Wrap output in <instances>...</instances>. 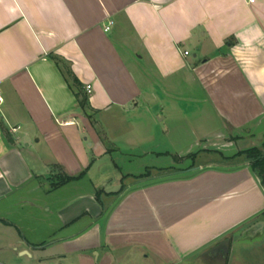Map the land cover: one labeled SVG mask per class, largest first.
Wrapping results in <instances>:
<instances>
[{"label": "crops", "instance_id": "0c3cea01", "mask_svg": "<svg viewBox=\"0 0 264 264\" xmlns=\"http://www.w3.org/2000/svg\"><path fill=\"white\" fill-rule=\"evenodd\" d=\"M0 98V264H228L264 211L248 163L121 193L118 165L264 125V0H0Z\"/></svg>", "mask_w": 264, "mask_h": 264}, {"label": "rangeland", "instance_id": "374dc122", "mask_svg": "<svg viewBox=\"0 0 264 264\" xmlns=\"http://www.w3.org/2000/svg\"><path fill=\"white\" fill-rule=\"evenodd\" d=\"M199 97L201 94L197 93ZM185 97V96H184ZM183 97V98H184ZM183 104L189 105V102L185 99L182 100ZM195 105V104H194ZM193 109V108H192ZM264 125L256 126L253 129L252 136L244 140L232 139L229 142L231 147L221 149V152L215 153L206 158H198L196 161L184 160L176 161V157L180 158L184 155L197 153L200 149L197 146L183 148L180 150H173L169 146H166V155L159 158L144 157L141 159H135L130 164L123 162L125 159L118 161L119 168L123 169L125 173H132L135 175L125 176L122 179V187L125 189L129 184L134 187L146 183L154 182L157 179H164L169 177H175L182 174V172L194 169L200 164H206L208 161H213L216 165L227 168H234L244 163H248L244 157H238L232 161H226L223 158L231 157L240 152L246 151L251 148H259L263 141ZM244 137V135H242ZM233 144V145H232ZM166 145V143H165ZM205 159V160H204ZM126 171V172H125ZM128 171V172H127ZM185 174V173H184ZM144 176V177H140ZM130 178V179H129ZM259 185L262 188L264 194V184L261 183L260 178ZM128 181V182H127ZM127 182V183H126ZM264 196V195H263ZM264 199V197H263ZM264 211L253 216L252 218L245 220L241 225L231 230L229 238L233 241V251L230 253L228 264H264ZM262 224V225H261ZM244 239V240H242ZM226 240V239H225ZM241 242H239V241ZM225 251V249L222 248ZM221 251V253L223 252ZM223 253V254H225ZM218 260L207 258L200 259L198 256L193 257L185 264H213L211 261L221 262L222 256L218 255ZM221 258V259H220Z\"/></svg>", "mask_w": 264, "mask_h": 264}, {"label": "trees", "instance_id": "16d2710c", "mask_svg": "<svg viewBox=\"0 0 264 264\" xmlns=\"http://www.w3.org/2000/svg\"><path fill=\"white\" fill-rule=\"evenodd\" d=\"M85 103L86 101H80V105L82 108L85 105ZM238 157H244V159L248 162V165L250 166L252 171L255 172V174L260 178L261 183L264 184V134H263V141L259 148H251L246 151L240 152L230 158H223V159H225L228 162L235 160ZM181 160L182 159L176 157V161H181ZM140 177H144V176H140ZM77 178L66 177L61 181V183H65ZM123 190L124 188L121 187L119 193H121Z\"/></svg>", "mask_w": 264, "mask_h": 264}, {"label": "water", "instance_id": "95a60500", "mask_svg": "<svg viewBox=\"0 0 264 264\" xmlns=\"http://www.w3.org/2000/svg\"><path fill=\"white\" fill-rule=\"evenodd\" d=\"M261 225H262V224H261ZM228 247H229V240L226 239V240H224L223 242H221L219 245L214 246L213 248H211V250H209V251L207 252V254L212 253V252H214V251H217V250H219L220 248H224L225 251L227 252Z\"/></svg>", "mask_w": 264, "mask_h": 264}, {"label": "built area", "instance_id": "2783aa9c", "mask_svg": "<svg viewBox=\"0 0 264 264\" xmlns=\"http://www.w3.org/2000/svg\"><path fill=\"white\" fill-rule=\"evenodd\" d=\"M257 0H247L248 4H253L255 3ZM113 25V22H109L108 25L105 27V31H109L111 29V26ZM185 55H187V53H185ZM91 87L87 86L86 87V92L90 93ZM2 103V99L0 98V104ZM15 131V130H13Z\"/></svg>", "mask_w": 264, "mask_h": 264}, {"label": "flooded vegetation", "instance_id": "af4514ba", "mask_svg": "<svg viewBox=\"0 0 264 264\" xmlns=\"http://www.w3.org/2000/svg\"><path fill=\"white\" fill-rule=\"evenodd\" d=\"M224 249V248H223Z\"/></svg>", "mask_w": 264, "mask_h": 264}]
</instances>
